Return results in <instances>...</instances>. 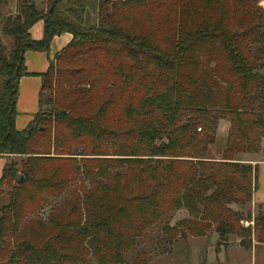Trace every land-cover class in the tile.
Segmentation results:
<instances>
[{"label": "trees", "instance_id": "16d2710c", "mask_svg": "<svg viewBox=\"0 0 264 264\" xmlns=\"http://www.w3.org/2000/svg\"><path fill=\"white\" fill-rule=\"evenodd\" d=\"M264 0H22L0 37V264H149L130 252L164 224L165 242L229 236L252 247L242 226L257 169L238 160L264 140ZM43 21L41 41L29 30ZM71 42L39 75V111L14 128L24 55ZM226 147L209 158L220 121ZM200 130V131H198ZM22 177L17 183L16 178ZM77 185L45 221L48 199ZM247 218H250L248 213ZM264 234V216L254 220Z\"/></svg>", "mask_w": 264, "mask_h": 264}, {"label": "rangeland", "instance_id": "374dc122", "mask_svg": "<svg viewBox=\"0 0 264 264\" xmlns=\"http://www.w3.org/2000/svg\"><path fill=\"white\" fill-rule=\"evenodd\" d=\"M22 0H0V29L2 20L14 16L19 11ZM37 8L43 14L47 13L46 0H37ZM264 9V2L260 4ZM0 43L8 51L12 42L10 39L0 37ZM226 143L219 141L209 149V158L220 159ZM242 156H238L240 158ZM5 159V163H15L17 171L20 170L22 157L10 156L0 157ZM257 180L254 199L256 203H251L244 208L231 206L234 211L243 214L242 226L250 228L252 247L249 251L243 250L239 246V240L235 236H229L222 245H218V235L215 227H212L203 237H192L186 235L185 238H177L172 245L165 242V235L162 233L164 224L173 227L178 222L187 218L184 211H179L166 218L160 225L147 231L136 247L130 252L128 260L131 262L139 253H145L150 258L149 264H264V234L258 228L254 229V220L258 216H264V147L262 152L256 156ZM77 185L70 186L59 199H48L40 212L34 217L45 221L51 209L59 208L68 200L71 192L76 190ZM9 190L6 185L0 184V209L9 202ZM259 203V204H258ZM248 213L250 218H247ZM250 224L246 226V224ZM90 264H93L90 262Z\"/></svg>", "mask_w": 264, "mask_h": 264}, {"label": "crops", "instance_id": "0c3cea01", "mask_svg": "<svg viewBox=\"0 0 264 264\" xmlns=\"http://www.w3.org/2000/svg\"><path fill=\"white\" fill-rule=\"evenodd\" d=\"M44 24L43 21L37 22L30 30L29 35L33 41H41L43 38ZM70 34H62L55 36L49 45L47 52L44 51H28L24 55V66L27 75L20 78L17 85V100L15 104V119L14 128L16 131H22L31 122L34 115L39 111L38 94L40 90V78L39 75L47 71L49 63L54 59L55 55L60 53L70 42ZM229 124L227 121L222 120L217 127V139L223 143H226V137ZM264 147V140L261 144V151ZM256 155H247L238 158L245 164H249L257 169ZM218 160V158H212ZM5 165V159L0 158V178L2 169ZM256 192V191H255ZM255 194V193H254ZM254 194L251 200L253 206L256 201ZM259 204V203H258Z\"/></svg>", "mask_w": 264, "mask_h": 264}, {"label": "water", "instance_id": "95a60500", "mask_svg": "<svg viewBox=\"0 0 264 264\" xmlns=\"http://www.w3.org/2000/svg\"><path fill=\"white\" fill-rule=\"evenodd\" d=\"M21 180H22V177H21V176H18V177L16 178V182H17V183H19Z\"/></svg>", "mask_w": 264, "mask_h": 264}, {"label": "built area", "instance_id": "2783aa9c", "mask_svg": "<svg viewBox=\"0 0 264 264\" xmlns=\"http://www.w3.org/2000/svg\"><path fill=\"white\" fill-rule=\"evenodd\" d=\"M198 131H200V130H198ZM248 225H250V224L247 223L246 226H248Z\"/></svg>", "mask_w": 264, "mask_h": 264}]
</instances>
